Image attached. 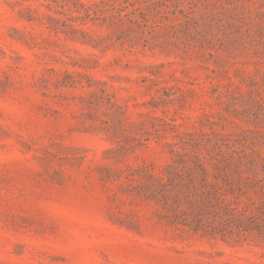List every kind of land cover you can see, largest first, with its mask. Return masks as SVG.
Instances as JSON below:
<instances>
[{
    "label": "rangeland",
    "instance_id": "rangeland-1",
    "mask_svg": "<svg viewBox=\"0 0 264 264\" xmlns=\"http://www.w3.org/2000/svg\"><path fill=\"white\" fill-rule=\"evenodd\" d=\"M0 264H264V0H0Z\"/></svg>",
    "mask_w": 264,
    "mask_h": 264
}]
</instances>
